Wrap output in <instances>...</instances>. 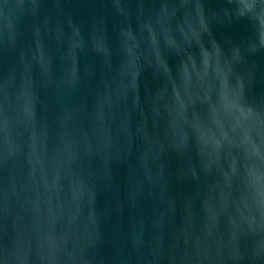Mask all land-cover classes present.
Masks as SVG:
<instances>
[{"label":"water","instance_id":"95a60500","mask_svg":"<svg viewBox=\"0 0 264 264\" xmlns=\"http://www.w3.org/2000/svg\"><path fill=\"white\" fill-rule=\"evenodd\" d=\"M0 264H264V0H0Z\"/></svg>","mask_w":264,"mask_h":264}]
</instances>
